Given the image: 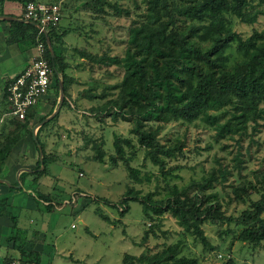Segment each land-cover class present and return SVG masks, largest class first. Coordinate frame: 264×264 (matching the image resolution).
<instances>
[{"label":"rangeland","instance_id":"1","mask_svg":"<svg viewBox=\"0 0 264 264\" xmlns=\"http://www.w3.org/2000/svg\"><path fill=\"white\" fill-rule=\"evenodd\" d=\"M57 1L62 10L56 31L68 29L60 45L72 46L67 49L69 57L67 52L62 53L65 48L60 47L66 63L64 73L69 78L65 91L73 73L67 68L78 66L77 77L94 85V97L89 100L85 96L78 101L81 96L77 95L73 101L67 96L69 102L65 100L57 114L38 128V139L47 160L44 159L43 174L37 175L32 167L38 150L28 138V131L41 115H48L56 107L58 91L52 77L49 90L34 105L33 115L3 157L0 173L5 182L0 183V198H6L4 214L0 216V264L20 256L15 244L24 251L35 248L38 264H145L122 256H135L142 250L158 251L173 243L177 254L193 256L200 264H225L226 260L264 264V243L256 245L233 238L232 231L238 230V226L232 222L204 218L199 226L212 249L203 248L195 236L178 225L163 203L171 184L179 197L183 196L182 192L188 195L203 188L204 201L216 198L222 214L236 217L260 192L259 175H264V120L248 121L245 129L218 137L200 119L159 122L147 118L144 111L134 115L126 109L115 110L113 105L105 103L108 94L113 93L105 87L119 82L122 69L107 60L124 54L128 29L144 13L143 0H117L114 7L102 3V12L84 7L85 0H36ZM1 6L3 14L20 16L21 7L16 1L3 0ZM1 24L6 26L3 21ZM230 26L241 36L253 29H264V12L250 24L232 18ZM32 28L25 27L26 35ZM76 46L98 58L79 60ZM12 52L15 62L8 60ZM34 53V45L25 36L0 51V143L5 134L17 130V125L3 115L8 109L5 80L14 74L12 65H23ZM73 58L77 59L71 61ZM56 77H60L58 73ZM104 92L107 95L99 97ZM209 112L216 113L219 121L226 116L222 107ZM136 125L143 129L158 125L155 140L164 146L179 141L180 152L176 151L171 158L163 156L161 168L151 164L147 157L143 158V147L131 132ZM114 135L130 139L131 146L122 145L121 157L113 151ZM93 144L100 150L101 160L93 158L96 155ZM123 157H127V163L136 167L139 174L149 173V180L133 183L126 175ZM20 168L26 169L23 175ZM166 169V176L160 174V170ZM208 176V183L202 181ZM9 183L13 187L17 183L18 187L11 189ZM128 187L135 192L127 191L131 198L126 199V209L121 212L124 204L120 200ZM233 187L243 200L233 198ZM38 191L49 195L53 204L49 209L33 197ZM212 193L215 198L209 196ZM158 204L160 211L154 213L152 205ZM229 228L232 231L226 232Z\"/></svg>","mask_w":264,"mask_h":264},{"label":"trees","instance_id":"2","mask_svg":"<svg viewBox=\"0 0 264 264\" xmlns=\"http://www.w3.org/2000/svg\"><path fill=\"white\" fill-rule=\"evenodd\" d=\"M2 1L0 0V14L2 13ZM14 1L20 5L21 9L27 1L36 2V0ZM116 1L85 0L83 6L96 12H102V3L114 7ZM143 3L144 13L140 14V19L133 21L128 29L129 37L124 54L119 58L112 57L107 60L108 63L119 65L122 71L117 84L105 87L113 90V93L108 94L106 104L113 105L115 110L116 108L117 110L126 109L134 115L144 111L149 116L147 118L159 122L170 119L190 122L200 119L211 126L215 136L218 137L245 129L248 121L255 123L258 119L264 120V29H253L247 35L241 36L230 26L232 18L245 24L252 23L257 15L264 12V0H186L178 2L175 0H143ZM21 9L19 17H22ZM0 20L6 23L3 27L6 44L21 40L23 36L32 46L37 40L42 41L43 56L53 69V85L57 89V83L60 80L64 96L69 78L64 73L66 63L60 51V47L64 45L60 43L62 35L68 29L56 31L57 27L53 26L45 29L52 50L50 55L43 33L39 32L36 37L37 30L33 25L18 20ZM29 25L33 28L31 33L26 35L24 29ZM16 34L20 37H16ZM77 53L92 61L98 58L84 49H77ZM57 73L59 78L56 77ZM8 81L9 79L5 80V85ZM105 95H107L106 92L99 96ZM87 97L93 96L87 95ZM64 103L63 97L60 106ZM221 107L226 109V116L219 121L218 115L210 113L209 110L215 111ZM33 110L34 106L28 108L22 120L8 118L15 126L17 125V130L5 134V139L0 143V166L3 157L13 147L18 132L20 133V129L26 126L27 120L33 115ZM45 115H41L38 120ZM40 126L35 131L36 142L33 141L28 131V138L35 149L37 148L35 144H39L42 153V168L37 169L38 157L32 167L37 175L43 174L44 159L47 160L38 139L37 131ZM157 127L158 125L153 129H143L136 125L131 132L135 135L137 144L143 147V158L147 157L151 164L161 168L163 156L168 158L175 156L176 151L180 152L181 142L176 141L169 146L158 143L154 138ZM111 144L113 151L120 157L123 153L122 145L131 146L128 137L115 135ZM92 148L96 152L93 158L101 160L98 147L93 144ZM122 161L126 175L133 183L149 180V173L139 174L136 167L127 163V157H123ZM19 172L23 175L25 170ZM160 174L166 176L168 169L160 170ZM259 176L261 187L257 198L249 200L247 206L241 209L236 217L220 212L213 193L209 196L215 199L205 201L202 195L203 188H198L197 191L188 195L182 192L183 196L179 197L174 184L169 185L167 189L168 194L163 200L164 208L170 209L178 225L195 236L203 248L212 249V245L209 244L199 226L204 218L212 222H232L234 226H238V230L232 231L229 228L226 232H234L233 238L239 241L256 245L264 243V175L260 173ZM209 177H203L202 181L207 180L206 183H208ZM0 178H2L1 173ZM0 183L3 182L0 181ZM8 187L15 188L11 183ZM235 188H232L233 198L243 200L241 194L235 192ZM127 191L135 192L132 187L125 189L126 195L120 200L124 204L121 212L126 209V199L131 198ZM40 192L36 196L33 194V197L49 209L53 205L49 200V195H43ZM5 198V196L0 198V216L4 214ZM143 207L144 214H147L146 208ZM152 209L154 213H158L160 205H152ZM14 247H17L20 254L18 258L38 264V255L32 250L18 249L16 244ZM176 249V243H173L158 251L142 250L135 256L124 254L122 257L145 264H200L193 256L177 254ZM225 264L238 263L226 260Z\"/></svg>","mask_w":264,"mask_h":264},{"label":"built area","instance_id":"3","mask_svg":"<svg viewBox=\"0 0 264 264\" xmlns=\"http://www.w3.org/2000/svg\"><path fill=\"white\" fill-rule=\"evenodd\" d=\"M22 17L35 23L36 37L39 32L55 27L61 16L59 2L27 1L22 6ZM35 53L28 62L13 75L5 85L8 109L3 112L8 118L22 120L28 108L34 106L50 88L53 69L43 56L44 45L37 40ZM73 199V198H72ZM2 264H32L24 259L13 257Z\"/></svg>","mask_w":264,"mask_h":264},{"label":"crops","instance_id":"4","mask_svg":"<svg viewBox=\"0 0 264 264\" xmlns=\"http://www.w3.org/2000/svg\"><path fill=\"white\" fill-rule=\"evenodd\" d=\"M2 23V21H0V51H3L4 49H5V46L7 45L6 43H5V41H4V37H5V33L3 32V27L5 26V25H2L1 24ZM4 23V22H3ZM58 27V26H57ZM75 33V32H74ZM65 34V33H64ZM64 36H62V38H63ZM6 44V45H5ZM64 47H65V45H64ZM71 47L72 46H66L65 47V49L64 50H62V53L63 54H65V52H67V56L69 57V55H68V51H67V49H71ZM84 47V46H83ZM76 49H79L80 47H75ZM84 51H86L85 49H84ZM88 52V51H87ZM91 53V52H90ZM76 54V53H75ZM6 55H8V54H6ZM77 55V57H78V59L79 60H84V56H80L79 54H76ZM14 57V58H13ZM31 57H29L27 60H26V62L22 65V63H20L18 66L16 65H12L11 67V70H13L14 72V74L13 75H15L17 72H19V70L28 62V60L30 59ZM75 59H77V58H73L71 61H75ZM8 60L10 61V60H13L14 62H15V54H14V52H12L11 53V55L8 57ZM16 63H17V61H16ZM77 68H78V66H75V67H73V66H69L67 69L69 70V71H72L73 70V73H72V77H71V81H70V83L68 84V86H67V91H65L66 92V94L64 95V99L65 100H67V102H69V100L71 99V100H73V96L77 99V95H79V96H81V98L80 97H78V98H80V99H78V101H80L81 99L83 100V97H85V96H87V95H92V91H93V86L94 85H89V82L88 83H85L84 82V80H79V78L77 77V75H76V71L78 72V70H77ZM81 72V70L79 71V73ZM12 75V76H13ZM7 80V79H6ZM4 82V81H3ZM2 82V83H3ZM88 84V85H87ZM86 85V86H85ZM82 88H85V89H82ZM72 89L75 91H72ZM80 90H84L83 92H80ZM84 92H86V93H84ZM83 93H84V95H83ZM67 96H69V98L67 97ZM93 97H94V95H92ZM98 97V96H97ZM100 97V96H99ZM91 99L92 97H88V99ZM89 99V100H90ZM74 101V100H73ZM19 173V172H18ZM28 250H35V251H37L35 248L34 249H32V247L31 248H29Z\"/></svg>","mask_w":264,"mask_h":264},{"label":"water","instance_id":"5","mask_svg":"<svg viewBox=\"0 0 264 264\" xmlns=\"http://www.w3.org/2000/svg\"><path fill=\"white\" fill-rule=\"evenodd\" d=\"M0 19L18 20V21L28 22L29 24H31V25H33L35 27V23H33L32 21L25 20V19H23L21 17H15V16L8 15V14L1 13L0 14ZM42 33L44 35V41H45L46 47H47V49H48V51H49V53L51 55L52 54V50H51V46H50V43L48 41V38H47V36H46L44 31ZM57 91H58V98L56 100V107L48 115H46L45 117L40 119L38 122H36L33 125V127L31 128L30 134H31V138L33 139L34 142H36V140H35V128L38 127L39 125H41L42 123H44L45 121H47L49 118H51L57 112V110H58V108L60 106L61 100L63 98L60 80H58V83H57ZM35 145H36L37 150H38L37 151L38 152V161H39V166H40L38 169H41L42 168V166H41L42 165L41 164V150H40V147H39L38 143H36ZM20 170H26V169L25 168H20ZM16 173H18V171ZM0 181L1 182H5V180L2 179V178H0ZM17 187H18V184L16 183L15 188H17Z\"/></svg>","mask_w":264,"mask_h":264}]
</instances>
